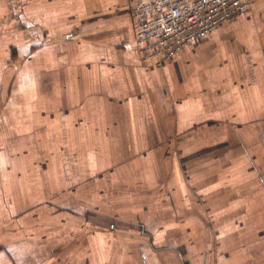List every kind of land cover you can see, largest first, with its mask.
Segmentation results:
<instances>
[{"label": "crops", "instance_id": "1", "mask_svg": "<svg viewBox=\"0 0 264 264\" xmlns=\"http://www.w3.org/2000/svg\"><path fill=\"white\" fill-rule=\"evenodd\" d=\"M139 1L0 0V264H264V0L164 60Z\"/></svg>", "mask_w": 264, "mask_h": 264}, {"label": "built area", "instance_id": "2", "mask_svg": "<svg viewBox=\"0 0 264 264\" xmlns=\"http://www.w3.org/2000/svg\"><path fill=\"white\" fill-rule=\"evenodd\" d=\"M254 0H143L130 4L135 43L143 58L169 59L220 23L252 10Z\"/></svg>", "mask_w": 264, "mask_h": 264}, {"label": "rangeland", "instance_id": "3", "mask_svg": "<svg viewBox=\"0 0 264 264\" xmlns=\"http://www.w3.org/2000/svg\"><path fill=\"white\" fill-rule=\"evenodd\" d=\"M34 206H35V205H34ZM35 209H36V208L34 207V211H35Z\"/></svg>", "mask_w": 264, "mask_h": 264}]
</instances>
